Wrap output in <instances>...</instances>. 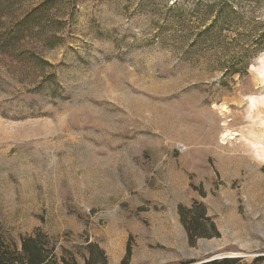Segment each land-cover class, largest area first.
Listing matches in <instances>:
<instances>
[{
	"label": "rangeland",
	"instance_id": "1",
	"mask_svg": "<svg viewBox=\"0 0 264 264\" xmlns=\"http://www.w3.org/2000/svg\"><path fill=\"white\" fill-rule=\"evenodd\" d=\"M29 237L50 264L264 257V0H55L0 40V259Z\"/></svg>",
	"mask_w": 264,
	"mask_h": 264
},
{
	"label": "trees",
	"instance_id": "2",
	"mask_svg": "<svg viewBox=\"0 0 264 264\" xmlns=\"http://www.w3.org/2000/svg\"><path fill=\"white\" fill-rule=\"evenodd\" d=\"M18 0H0V16L5 13L8 10H11L17 3ZM55 3V0H47L40 5L34 7L29 11L24 17L17 20L14 24V26L8 30L5 31L3 34L0 35V40L6 41L7 46L10 47L12 44H14L16 41L21 40L25 37L27 32H30L32 26L35 24H38L39 20L42 18V13L45 12L47 6H53ZM200 218H204L205 214L203 211H201ZM181 218L182 223L188 230V233L190 234V239L193 241L194 237L193 234L196 232L197 227H201L204 229L207 223H201L199 220L200 218L194 217V219H186L184 215V210H181ZM210 228L215 231V226L213 224H209ZM208 226V225H207ZM193 244V242H192ZM90 254L85 259L84 264H94L97 263L99 260L102 264H106L105 260V254L102 250H100L98 247L91 245L89 247ZM21 256L25 259V261H22L21 264H50L48 258L43 255L40 244H39V237H29L23 239L22 242V252ZM131 256V249L128 248L126 260L122 264H128L129 258ZM241 259H221V260H215L203 264H241ZM16 263V262H15ZM14 262H9L3 259H0V264H15ZM65 264H78L77 262L70 263L69 261H64ZM264 263V257H258L256 258L251 264H263Z\"/></svg>",
	"mask_w": 264,
	"mask_h": 264
},
{
	"label": "water",
	"instance_id": "3",
	"mask_svg": "<svg viewBox=\"0 0 264 264\" xmlns=\"http://www.w3.org/2000/svg\"><path fill=\"white\" fill-rule=\"evenodd\" d=\"M215 260H221V259L220 258L209 259L207 261H204V262H201V263H198V264H203V263H207V262H211V261H215Z\"/></svg>",
	"mask_w": 264,
	"mask_h": 264
}]
</instances>
